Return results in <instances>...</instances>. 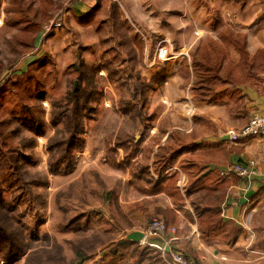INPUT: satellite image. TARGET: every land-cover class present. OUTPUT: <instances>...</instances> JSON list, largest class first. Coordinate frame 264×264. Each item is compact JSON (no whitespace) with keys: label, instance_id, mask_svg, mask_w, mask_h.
I'll return each mask as SVG.
<instances>
[{"label":"trees","instance_id":"obj_1","mask_svg":"<svg viewBox=\"0 0 264 264\" xmlns=\"http://www.w3.org/2000/svg\"><path fill=\"white\" fill-rule=\"evenodd\" d=\"M47 3L53 4L52 0ZM111 3L112 11L105 19L100 18L104 9L102 2L97 7L88 9L89 11L73 9L75 14L80 15L84 25H93L98 33L100 60L92 65L87 64L84 59L72 63L65 73L68 85L65 95L52 102L51 123L56 132L49 139L48 160L53 172L71 168L75 159L74 151L81 149L85 143L87 124L97 117L95 103L100 100L99 95L103 92L100 80L102 71L108 74L111 82L126 86L128 96L124 95L119 104L122 113L135 122H138L140 116L141 123L147 122L144 111L155 80L147 81L141 71L140 57L145 43L143 35L130 24L120 5L116 1ZM34 4V0H9L5 8L8 21L17 31L7 40V51L11 57L6 62L0 55V77L5 74L7 65L12 61L34 54L36 50V41L42 33L44 22L51 17L53 7L46 6L40 10ZM213 29L218 32V39L213 36L202 38L190 53L191 60L183 59L178 71L183 80L182 86H190V92L198 101L227 104L234 101L241 105L244 95L240 87L260 80L264 74V50L252 56L248 50L247 37L235 32L219 14L215 17ZM232 50L240 54L238 63L231 57ZM57 74L55 67L37 69L30 62L26 70H19L0 83V261L8 264L24 255H27L25 264H81L85 258L79 254V260L66 263L58 255V248L31 250L39 242L30 237L25 225L14 214L16 204L5 196V184L8 182L21 191L14 196V201L25 203L29 200V184L36 181V173H31L26 168L28 161L23 152L33 145L37 135L44 132L42 104L48 87L57 83ZM162 75H157L156 80L162 79ZM76 81L78 83L75 86ZM14 92L19 99V106L8 112V103ZM196 119L202 126L212 125L204 116H197ZM169 126H172L171 121L164 117L160 122V134L143 148L144 139H137V132L134 130L122 129L108 137V164L114 169L125 171L128 168L132 176L129 184L139 192L157 194L164 191L173 197L178 192V179L170 178L168 170L176 164L183 151L187 150V147L178 150L173 147V142L182 141L183 137H179L175 130L170 132L168 141L156 151L151 161L156 141L163 139ZM25 131L31 136L26 135ZM118 148L123 150L122 155ZM139 152L142 153L141 156ZM198 182L199 180L196 181ZM198 189L199 194L205 191L204 188ZM206 195L205 193L204 197ZM196 206L199 215H203L204 209H201L200 204ZM171 213L166 212L164 218L170 217ZM208 215V219L201 223L203 234L208 237L222 235L230 243H234L240 233L234 223L220 217L218 206ZM160 219L168 226L165 219ZM123 242L136 249V252L140 249L144 252L139 242Z\"/></svg>","mask_w":264,"mask_h":264},{"label":"rangeland","instance_id":"obj_2","mask_svg":"<svg viewBox=\"0 0 264 264\" xmlns=\"http://www.w3.org/2000/svg\"><path fill=\"white\" fill-rule=\"evenodd\" d=\"M47 1L34 0L35 7L40 10L49 6L53 7V11L49 20L44 22L42 33L36 41V46H39L38 51L43 49L44 52L31 62L37 69L55 67L58 71V79L54 86L48 87L47 96L43 100L44 132L37 135L33 145L28 146L23 152L25 160L28 161L26 168L31 173H36V181L33 180L29 184V200L25 203L14 201V196L21 191L15 186H10L8 182L5 184V196L16 204L14 214L25 225L30 237L39 242L34 249H31L33 251L58 248V255L66 263L79 260L80 254L85 257L81 264H165L161 251L157 247L141 244L144 252L141 249L136 252V249L124 245L123 242L126 240L124 237L128 231L144 232L152 219L159 218L149 213L150 216L144 214L148 215V219L145 220L140 212V206L136 205L138 197L135 192L129 191L130 184L125 179L126 176L123 173L125 171L113 170L114 168L107 161L109 153L107 142L111 134L115 135L122 129L134 130L137 132V139H140L142 126L145 125L141 123V116L138 117V122H135L120 110L121 98L124 95L128 96L126 86L111 82L105 71L100 73L103 92L99 95L100 100L95 103L97 117L87 124L84 134L85 143L81 149L74 151V164L61 172H53L48 160L49 139L56 132L51 123L52 102L65 95L68 87L65 73L72 63L84 59L87 64L92 65L99 63L100 60L99 35L93 25H84L80 15L75 14L73 9L76 4L89 11L93 5L97 7L102 2L104 9L100 18L103 19L107 18L112 11V1L120 5L130 24L139 33L141 30L147 36V41L143 37L145 43L140 57L143 73L142 66L145 67L143 61L146 57L159 60L155 51L161 42L164 44V41H158V39L160 35L165 36V34L158 31L149 34L136 19L129 17L125 9L132 8L133 16L139 19L141 16H146L148 11L147 17L154 22L156 29L164 27V30L175 32L180 28V32H184L192 30L193 25L204 26L206 21L203 13L209 7L207 5L209 0L191 3L188 2L189 0H182L180 5L167 4V0H132V6L127 2L128 0H98L97 2L95 0H52L51 5ZM139 1L144 4L141 5ZM8 4L9 0H0V55L6 62L11 57L7 51L9 49L7 40L17 31V28L8 21L5 10ZM86 5L88 8H85ZM56 21L61 23L60 27L52 24ZM48 27L50 29L47 30ZM109 32L111 33L112 29ZM27 56L7 65L5 74L0 77V83L13 73L19 72ZM27 68L28 66H25L22 70ZM143 77H145L144 74ZM77 83L76 81L75 86ZM159 102L157 98L151 101L147 104L146 111L160 108L162 103L158 104ZM8 105V112L19 106V99L15 92L11 95ZM25 134L31 136L27 131ZM118 151L122 155L123 150L118 148ZM151 239L153 238L149 240ZM26 256L10 264H25ZM0 264L8 263L1 260Z\"/></svg>","mask_w":264,"mask_h":264},{"label":"crops","instance_id":"obj_3","mask_svg":"<svg viewBox=\"0 0 264 264\" xmlns=\"http://www.w3.org/2000/svg\"><path fill=\"white\" fill-rule=\"evenodd\" d=\"M194 1L198 0L188 2ZM127 2L130 6L133 5L132 0ZM139 3L144 4L141 1ZM168 3L180 5L182 0H167ZM207 5L209 7L203 13L206 21L204 26L193 25L192 30L184 32H180V28L175 32L164 30V27L156 29L154 22L147 17L148 11L146 16L139 19L133 16L132 8L125 9L129 17L136 19L149 34L153 31L165 34L160 35L158 41H164L170 50L169 57L165 60L147 57L142 60L145 66H142L144 78L147 81L155 80L148 94V104L156 98L162 103L159 102L161 107L154 110L146 111L145 108L147 122L140 132V138L144 139L142 148L160 134V122L164 117L169 118L172 126L167 128L163 139L156 141L151 161L174 130L183 140H175L173 147L176 150L187 147L176 164L168 170L170 178L178 179L176 185L179 189L175 197L164 191L146 194L135 190L132 185L129 191L135 192L138 197L136 205L140 206L145 220L150 213L165 219L169 226L163 238L156 237L151 241L164 244L170 239L172 249L181 251L195 261L202 260L205 264H264V140L255 136L233 142L228 138L231 130L245 126L253 115H264V74L260 80L240 87L244 95V101L240 105L234 101L227 104L196 100L190 92V86H182L183 80L178 72L183 59L191 60L190 53L202 38L213 36L218 39V32L213 29L217 14L235 32L247 37L248 50L252 56L264 50V0H209ZM86 7L88 8L87 5ZM74 8L86 11L77 4ZM140 32L147 41V36L141 30ZM38 47L37 45L34 54L28 55L22 62L20 70L44 52L43 49L38 51ZM98 52L100 53V49ZM156 52L157 50L155 54ZM231 57L237 63L240 61V54L235 50H232ZM160 73L163 74L162 79L156 80ZM197 116H204L212 125L202 126L196 119ZM141 155L139 152V156ZM251 160L256 165L250 178L223 174L228 166L235 163L246 165ZM123 173L130 182L132 176L129 169ZM198 188H204V193L199 194ZM205 193L207 195L204 197ZM199 204L204 209L203 215L198 213L196 205ZM216 206L220 208V217L234 223L240 230L234 243H230L222 235L208 237L201 231V223L208 219V214ZM166 212H172V215L164 218ZM172 228L177 229L175 234L170 231Z\"/></svg>","mask_w":264,"mask_h":264},{"label":"built area","instance_id":"obj_4","mask_svg":"<svg viewBox=\"0 0 264 264\" xmlns=\"http://www.w3.org/2000/svg\"><path fill=\"white\" fill-rule=\"evenodd\" d=\"M55 27H60L61 23L56 21L52 23ZM52 27V26H51ZM50 27L47 28V30ZM170 50L166 47V44L160 43L157 48L156 55L159 59H167L169 57ZM261 137L264 140V115L255 114L253 115L249 122L240 129L231 130L229 132V138L233 142H239L245 140L249 137ZM256 165L254 160H251L249 164L235 163L223 172V174H237L242 178H250L253 173V168ZM172 233H176L177 229L172 228L170 230ZM168 232L166 223L160 218H154L149 223L147 230L144 231L145 238L141 241V244H148L152 247H157L161 251V255L164 258L165 264H205L202 260L195 261L186 257L181 251L177 249H172L170 243L171 240L168 239L164 244L150 241V238H163Z\"/></svg>","mask_w":264,"mask_h":264},{"label":"water","instance_id":"obj_5","mask_svg":"<svg viewBox=\"0 0 264 264\" xmlns=\"http://www.w3.org/2000/svg\"><path fill=\"white\" fill-rule=\"evenodd\" d=\"M98 0H95L97 2ZM95 6V5H93ZM229 138V137H228ZM145 238V233L141 230H133V231H128L126 233V236L124 239L129 240V241H135L141 243V241Z\"/></svg>","mask_w":264,"mask_h":264}]
</instances>
